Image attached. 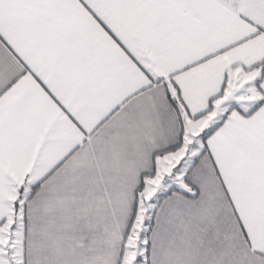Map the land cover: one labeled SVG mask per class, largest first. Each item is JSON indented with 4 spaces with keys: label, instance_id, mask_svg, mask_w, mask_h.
<instances>
[{
    "label": "snow or ice",
    "instance_id": "obj_1",
    "mask_svg": "<svg viewBox=\"0 0 264 264\" xmlns=\"http://www.w3.org/2000/svg\"><path fill=\"white\" fill-rule=\"evenodd\" d=\"M0 264H264V0H0Z\"/></svg>",
    "mask_w": 264,
    "mask_h": 264
}]
</instances>
